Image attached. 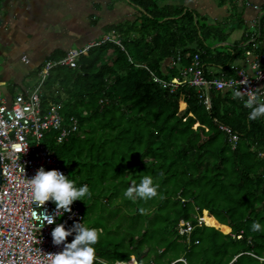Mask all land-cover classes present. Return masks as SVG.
Masks as SVG:
<instances>
[{
  "label": "trees",
  "instance_id": "obj_1",
  "mask_svg": "<svg viewBox=\"0 0 264 264\" xmlns=\"http://www.w3.org/2000/svg\"><path fill=\"white\" fill-rule=\"evenodd\" d=\"M124 1L134 18L105 27L120 44L94 45L77 68H54L41 95L79 121L68 140L49 145L67 175L92 191L77 202L101 233L96 264L134 257L137 264H264V230L252 229L264 224V118L249 119L252 109L230 91L212 90L207 108L195 87L171 91L147 69L174 78L198 54L208 78L234 75L247 48L264 53V4L256 31L246 27L228 43L246 25L244 0H215L228 18L234 9L232 24L173 0ZM221 125L238 135L235 146ZM144 175L153 176L157 195L126 197ZM181 220L194 226L188 236L178 232Z\"/></svg>",
  "mask_w": 264,
  "mask_h": 264
},
{
  "label": "built area",
  "instance_id": "obj_2",
  "mask_svg": "<svg viewBox=\"0 0 264 264\" xmlns=\"http://www.w3.org/2000/svg\"><path fill=\"white\" fill-rule=\"evenodd\" d=\"M1 28V27H0ZM111 41L120 44V41L110 35H105L97 41H93L79 48H71L58 59H46L43 61L37 74V84L28 93L18 94L11 103L0 98V157L2 168V182L0 184V264H49L47 254H56L64 250L65 244L53 243L52 229L55 224L43 223L40 213L42 210L55 215L56 208L52 201H47L43 206L34 201L30 196L27 178L36 174L38 168L59 169L67 175V169L60 162L49 145L53 140L60 144L68 140L71 134L78 130L79 121L75 116L65 119L61 112V103H42V87L51 71L56 67L77 68L79 59L88 55L94 45ZM254 38L245 44L253 42ZM28 61L27 57H23ZM244 65H232L234 75H222L208 78L204 74L200 57L196 54L189 66L183 67L177 77L163 79L147 68L154 81L169 88L171 91L182 86L195 87L203 98L207 108L211 107V92L230 91L240 89L242 91L259 92L256 103L264 102V53L254 48L245 51ZM172 67L175 61L169 62ZM247 81V83H243ZM230 90H225L228 86ZM260 88V89H258ZM258 89V90H255ZM247 97H245L246 99ZM243 105L249 107L244 101ZM221 129L230 134L233 146L238 141V135L231 132L227 126L221 125ZM28 147V148H27ZM260 155H264L260 153ZM56 223H64L66 228L72 227L75 221H83L84 216L77 201L72 205V212L58 213ZM63 215V216H62ZM202 224L203 217L199 218ZM194 228L191 221L181 220L178 232L181 235H189ZM241 237V236H239ZM74 239V234L67 237V242ZM135 262L132 258L129 262L116 261L114 264H126Z\"/></svg>",
  "mask_w": 264,
  "mask_h": 264
},
{
  "label": "crops",
  "instance_id": "obj_3",
  "mask_svg": "<svg viewBox=\"0 0 264 264\" xmlns=\"http://www.w3.org/2000/svg\"><path fill=\"white\" fill-rule=\"evenodd\" d=\"M247 1L239 10L255 23L264 0ZM134 15L124 0H0V98L11 103L18 94L30 93L37 84L35 70L51 53L100 40L106 26Z\"/></svg>",
  "mask_w": 264,
  "mask_h": 264
},
{
  "label": "clouds",
  "instance_id": "obj_4",
  "mask_svg": "<svg viewBox=\"0 0 264 264\" xmlns=\"http://www.w3.org/2000/svg\"><path fill=\"white\" fill-rule=\"evenodd\" d=\"M243 83H247V81H243ZM230 89L231 86L229 85L225 90ZM231 90L236 98L251 107L249 119L264 118V103H256V96L260 95L258 91H242L240 87ZM245 97L247 98L245 99ZM27 182L30 196L34 201L41 206L47 201H52L57 210L55 215L47 214L43 210L40 213L44 225L46 223L55 224L52 229L53 243L56 245L65 244L63 251L56 254H47L49 264H96L95 245L101 239V233L98 229L89 227L85 222V218L83 221H75L70 228H66L64 223H56V217L60 216L58 213H63V215L70 213L74 201L82 200L86 202V198L92 196L89 185L86 183L77 185L71 175H66L55 168L45 169L43 166L38 168L34 176L27 178ZM157 187L153 176L144 175L138 184L133 182L124 195L132 200L137 197L147 200L157 195ZM252 229L254 231L264 230V224L256 221L252 224ZM73 234L74 239L67 242V237Z\"/></svg>",
  "mask_w": 264,
  "mask_h": 264
},
{
  "label": "rangeland",
  "instance_id": "obj_5",
  "mask_svg": "<svg viewBox=\"0 0 264 264\" xmlns=\"http://www.w3.org/2000/svg\"><path fill=\"white\" fill-rule=\"evenodd\" d=\"M173 3H179V4H187L189 6H193V4L196 3V6L199 5V7L196 9L202 13L203 11L205 12L206 10V13H208V15L210 16L211 20H214V18H217L219 20H226L228 18L229 15H227V11H226V7H223V8H217L215 11L214 8H215V0H173L172 1ZM244 2L247 4L248 1L247 0H244ZM217 7V6H216ZM228 10L230 11V14L231 16L227 19L229 24H232L233 22L237 21L238 19V15H235V11L234 9L232 8H228ZM214 11V13H213ZM239 11V10H238ZM203 12V13H204ZM233 13V14H232ZM213 14V16L211 15ZM248 28V31H256V26L255 24L250 20V21H247L246 22V25L242 28H237L235 29L232 34H231V37L229 38V41L230 40H234L235 38L239 37L241 34H243L244 32V29L245 28ZM223 48V47H222ZM213 71H216V72H219L218 68L214 67L212 68Z\"/></svg>",
  "mask_w": 264,
  "mask_h": 264
},
{
  "label": "water",
  "instance_id": "obj_6",
  "mask_svg": "<svg viewBox=\"0 0 264 264\" xmlns=\"http://www.w3.org/2000/svg\"><path fill=\"white\" fill-rule=\"evenodd\" d=\"M1 173H2V168H1V157H0V184L2 182V176H1Z\"/></svg>",
  "mask_w": 264,
  "mask_h": 264
},
{
  "label": "bare ground",
  "instance_id": "obj_7",
  "mask_svg": "<svg viewBox=\"0 0 264 264\" xmlns=\"http://www.w3.org/2000/svg\"><path fill=\"white\" fill-rule=\"evenodd\" d=\"M133 264H136L135 262H132ZM126 264H131V263H126Z\"/></svg>",
  "mask_w": 264,
  "mask_h": 264
}]
</instances>
